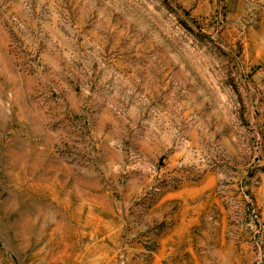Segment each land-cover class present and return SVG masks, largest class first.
<instances>
[{
  "label": "rangeland",
  "instance_id": "rangeland-1",
  "mask_svg": "<svg viewBox=\"0 0 264 264\" xmlns=\"http://www.w3.org/2000/svg\"><path fill=\"white\" fill-rule=\"evenodd\" d=\"M0 264H264V0H0Z\"/></svg>",
  "mask_w": 264,
  "mask_h": 264
}]
</instances>
